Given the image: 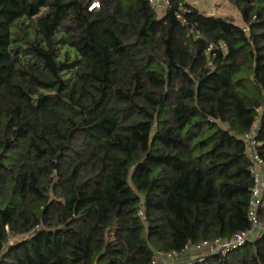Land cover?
<instances>
[{
    "label": "trees",
    "instance_id": "trees-1",
    "mask_svg": "<svg viewBox=\"0 0 264 264\" xmlns=\"http://www.w3.org/2000/svg\"><path fill=\"white\" fill-rule=\"evenodd\" d=\"M225 2L0 0V264H264L212 248L253 230L246 134L264 174V0Z\"/></svg>",
    "mask_w": 264,
    "mask_h": 264
},
{
    "label": "built area",
    "instance_id": "built-area-1",
    "mask_svg": "<svg viewBox=\"0 0 264 264\" xmlns=\"http://www.w3.org/2000/svg\"><path fill=\"white\" fill-rule=\"evenodd\" d=\"M150 2L152 6L161 13L166 12L170 7V0H150ZM95 5L97 4H94L93 6ZM242 139L245 144L246 152L251 162L254 164L253 174L255 175V185L252 190V202H251V210H250V219L253 222V230L249 232H241L235 234L231 242H217L214 245H212L213 246L212 248L221 249L223 252H226L231 248L244 245L247 242V240H249L252 236H254L255 233L254 230H256L257 228L264 229V227L259 226L258 217H257V213L262 205L263 196H264V174L261 170L263 165V160L258 152V147H260L261 143L255 139L253 133L246 134ZM204 246L207 247L206 244H204ZM175 257H177V255L174 253L165 254L161 252L154 257L152 264L167 263Z\"/></svg>",
    "mask_w": 264,
    "mask_h": 264
},
{
    "label": "rangeland",
    "instance_id": "rangeland-1",
    "mask_svg": "<svg viewBox=\"0 0 264 264\" xmlns=\"http://www.w3.org/2000/svg\"><path fill=\"white\" fill-rule=\"evenodd\" d=\"M190 2L193 4H197L202 9V11L207 14L219 13V14L234 15L236 17H239L236 9L233 6L228 5L225 2V0H191ZM206 250H208V248L203 247L201 252L203 253ZM197 254L195 253V255L194 254L193 256L191 255L192 257L188 255L181 259L175 257L167 263L170 264L172 263V261L178 262L185 259L195 258L196 256H199Z\"/></svg>",
    "mask_w": 264,
    "mask_h": 264
},
{
    "label": "crops",
    "instance_id": "crops-1",
    "mask_svg": "<svg viewBox=\"0 0 264 264\" xmlns=\"http://www.w3.org/2000/svg\"><path fill=\"white\" fill-rule=\"evenodd\" d=\"M188 2H190L191 0H186ZM191 3V2H190ZM193 4V3H192ZM260 170V169H259ZM263 213H264V198H263ZM263 220H264V214H263ZM161 264H168V263H161Z\"/></svg>",
    "mask_w": 264,
    "mask_h": 264
}]
</instances>
